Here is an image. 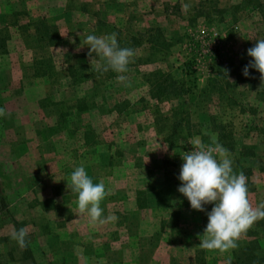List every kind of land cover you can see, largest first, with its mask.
Returning a JSON list of instances; mask_svg holds the SVG:
<instances>
[{
  "label": "rangeland",
  "instance_id": "1",
  "mask_svg": "<svg viewBox=\"0 0 264 264\" xmlns=\"http://www.w3.org/2000/svg\"><path fill=\"white\" fill-rule=\"evenodd\" d=\"M259 3L0 0V264H236L264 229L252 226L224 253L200 248L214 204L192 209L178 176L181 155L214 139L247 177L253 204L264 201V84L256 69L243 74L247 50L264 39ZM42 21L57 31L53 45L35 35ZM113 32L135 52L130 87L92 69L81 45ZM159 71L178 87L161 101L149 96ZM80 165L110 191L103 224L80 214L67 188ZM22 227L24 248L11 238Z\"/></svg>",
  "mask_w": 264,
  "mask_h": 264
},
{
  "label": "clouds",
  "instance_id": "2",
  "mask_svg": "<svg viewBox=\"0 0 264 264\" xmlns=\"http://www.w3.org/2000/svg\"><path fill=\"white\" fill-rule=\"evenodd\" d=\"M81 45L90 47L88 56L92 69L103 72L117 73V81L131 86V81L125 75L129 72L128 65L133 62L135 52L131 48H121L117 40V33L106 36L89 34ZM252 60L243 69L245 76L249 75V68L256 69L264 84V39L247 50ZM95 54V57L93 56ZM103 61V65H100ZM228 75V70H224ZM7 115V110L0 107V117ZM194 150L181 155L183 164L178 179L182 182L178 191L185 196L192 209L205 211V205L214 204L207 213L208 223L202 235L199 236V247L208 251L227 252L237 247V241L249 230L255 222L264 219V201L254 205L249 196L247 177L243 172L236 174L232 167V160L228 151L214 139L210 144L196 140ZM67 188L76 193L78 211L85 214L91 223L103 224L102 201L110 195L105 183L101 180L94 183L84 165L76 167L69 177ZM115 219L113 216L107 220ZM29 229L13 228L11 238L20 247H27Z\"/></svg>",
  "mask_w": 264,
  "mask_h": 264
},
{
  "label": "trees",
  "instance_id": "3",
  "mask_svg": "<svg viewBox=\"0 0 264 264\" xmlns=\"http://www.w3.org/2000/svg\"><path fill=\"white\" fill-rule=\"evenodd\" d=\"M264 4L259 3V6L263 8ZM264 18V12H262ZM39 27L42 28V31L39 30ZM52 31L50 32V30ZM57 31L55 28L45 26V22H37L35 24V35L41 42H47L49 45H53L55 42L52 40L55 37ZM2 42V40H0ZM44 62H37V64H43ZM153 79L149 86V96L157 101H161L171 95L178 94V87L175 81L169 74H163L162 72H157L153 74ZM221 134H219L218 139L226 140L228 147H233V139L231 135L224 136L223 127ZM258 225V226H257ZM255 229H264V221L255 222L253 225ZM260 241H264V234L260 236L259 239L251 240L244 244L238 252L233 254L236 264H264V256L261 255L263 249L260 245Z\"/></svg>",
  "mask_w": 264,
  "mask_h": 264
}]
</instances>
